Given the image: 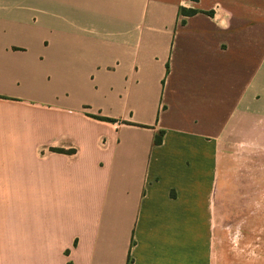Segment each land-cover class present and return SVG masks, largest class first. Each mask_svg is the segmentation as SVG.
I'll use <instances>...</instances> for the list:
<instances>
[{
    "label": "crops",
    "instance_id": "1",
    "mask_svg": "<svg viewBox=\"0 0 264 264\" xmlns=\"http://www.w3.org/2000/svg\"><path fill=\"white\" fill-rule=\"evenodd\" d=\"M246 145L264 0H0V264H229Z\"/></svg>",
    "mask_w": 264,
    "mask_h": 264
},
{
    "label": "rangeland",
    "instance_id": "2",
    "mask_svg": "<svg viewBox=\"0 0 264 264\" xmlns=\"http://www.w3.org/2000/svg\"><path fill=\"white\" fill-rule=\"evenodd\" d=\"M48 85L51 97H65L66 91L60 85H53L52 81ZM245 140L248 142L249 136ZM250 196H257V203H252V207ZM225 200L226 252L227 257L231 258L229 264H239L240 259L250 258H257L258 264H264V156L251 155L248 145L243 148L235 146L227 155ZM252 209H257L258 218L250 216Z\"/></svg>",
    "mask_w": 264,
    "mask_h": 264
},
{
    "label": "trees",
    "instance_id": "3",
    "mask_svg": "<svg viewBox=\"0 0 264 264\" xmlns=\"http://www.w3.org/2000/svg\"><path fill=\"white\" fill-rule=\"evenodd\" d=\"M184 13H185L186 16H191V15H194V14L196 13V11H194V10H189V11H184ZM95 118H97V119H99V120L109 121V119H107V118H103V117H95ZM162 136H163V132L159 133V135L156 136L155 141H154L156 145H158V144L161 143V141H162ZM59 152H61V153H70V151L67 152V151H64V150H60Z\"/></svg>",
    "mask_w": 264,
    "mask_h": 264
}]
</instances>
